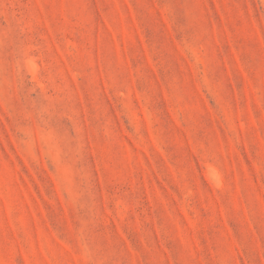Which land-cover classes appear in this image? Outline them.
<instances>
[{"label":"rangeland","instance_id":"obj_1","mask_svg":"<svg viewBox=\"0 0 264 264\" xmlns=\"http://www.w3.org/2000/svg\"><path fill=\"white\" fill-rule=\"evenodd\" d=\"M0 264H264V0H0Z\"/></svg>","mask_w":264,"mask_h":264}]
</instances>
